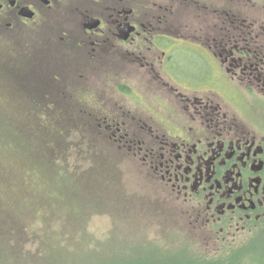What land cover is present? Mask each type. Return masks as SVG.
<instances>
[{
  "label": "flooded vegetation",
  "instance_id": "obj_1",
  "mask_svg": "<svg viewBox=\"0 0 264 264\" xmlns=\"http://www.w3.org/2000/svg\"><path fill=\"white\" fill-rule=\"evenodd\" d=\"M1 45L0 85L82 111L207 250L264 233V0H0Z\"/></svg>",
  "mask_w": 264,
  "mask_h": 264
},
{
  "label": "rangeland",
  "instance_id": "obj_2",
  "mask_svg": "<svg viewBox=\"0 0 264 264\" xmlns=\"http://www.w3.org/2000/svg\"><path fill=\"white\" fill-rule=\"evenodd\" d=\"M17 91L0 85V140L8 138L0 143V264H144L162 262L185 245L196 256L238 251L240 264H264V233L209 252L208 238L182 212L181 200L128 148L102 138L98 124L85 125L79 109L71 107L67 118L61 109L24 106ZM47 120L54 130L43 138L31 132ZM54 139L61 149H52ZM16 223L7 238L1 230Z\"/></svg>",
  "mask_w": 264,
  "mask_h": 264
},
{
  "label": "trees",
  "instance_id": "obj_3",
  "mask_svg": "<svg viewBox=\"0 0 264 264\" xmlns=\"http://www.w3.org/2000/svg\"><path fill=\"white\" fill-rule=\"evenodd\" d=\"M23 128L27 134L31 133V132H35V133L39 132L40 138H43L47 132L53 130L51 124H49V123H45L44 125L34 124L30 127L31 132L26 126H23ZM45 129L47 131L43 132L42 130H45ZM15 139H17V137ZM7 140H8V138H6V139L1 138V140H0L1 145L3 146L5 143V146H6L8 144ZM58 141H59V139H54V143L51 144L53 150L61 149V147H57V145H55V144H58ZM40 143L42 145L41 141H40ZM43 147L47 150L49 156L51 157V151L48 150L47 145L43 146ZM50 157L48 158V160H50ZM25 181L26 182L31 181V172L30 171H28L25 174ZM16 226H17V223L12 225V226L6 227L5 230L4 231L1 230V232L3 234L6 233V237L8 238L9 234H11V235L15 234ZM173 251L174 252H172L170 255L164 256V260L162 262L142 261V263H144V264H146V263L147 264H240L239 260H238V254H239L238 251L233 252L229 257H226V258H225V255H223L222 253L214 254L218 257L210 256V255H208V256H196L191 252V251H193V247L190 245H185V246H183L179 249L173 250ZM241 253H242V251H241ZM219 255H222V256H219Z\"/></svg>",
  "mask_w": 264,
  "mask_h": 264
}]
</instances>
